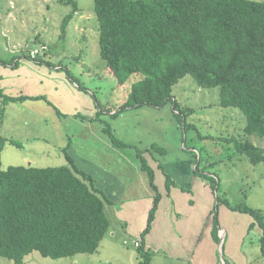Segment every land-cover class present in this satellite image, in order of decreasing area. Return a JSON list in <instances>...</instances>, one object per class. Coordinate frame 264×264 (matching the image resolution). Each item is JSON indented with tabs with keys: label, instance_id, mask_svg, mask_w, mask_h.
<instances>
[{
	"label": "trees",
	"instance_id": "trees-1",
	"mask_svg": "<svg viewBox=\"0 0 264 264\" xmlns=\"http://www.w3.org/2000/svg\"><path fill=\"white\" fill-rule=\"evenodd\" d=\"M59 2L72 8L63 18L64 31L79 8L76 0ZM94 11L100 55L108 73L118 85L125 84L132 75L138 77L119 108H108L106 114L116 119L128 109L171 104L174 116L187 131L193 126L186 121V114L192 109L182 108L172 92L180 79L189 76L201 88H219L220 106L237 108L243 113L245 135L264 137V0H94ZM38 43L23 54L29 58L30 50L40 46ZM40 43L47 45L43 54H48L49 44ZM35 60L51 66L41 55ZM6 63L0 60V64ZM66 73L77 84L70 71ZM41 98L10 96L0 86V126L9 102ZM95 104L99 110L90 120L105 123L102 130L114 146L134 147L114 135L110 125L100 118L104 110L99 103ZM227 140L252 163L264 161V149L250 139ZM7 142L16 147L22 145L18 140L0 136V151ZM69 147L70 142L63 147L68 166L11 165L4 169L0 161V256L13 264H24L25 256L32 251L54 259L94 253L109 229L104 203L110 200L96 186L94 177L76 165L68 153ZM134 148L140 168L146 171L155 191L136 247V264H150L145 236L150 232L161 195L154 182V170L144 157L150 147ZM158 167L169 191L177 183L160 161ZM203 171L198 163L192 170L216 191L211 210L215 241L220 240L217 207L224 204L232 211L253 217L255 221L249 230L259 226L260 250L264 255L261 210L221 198L217 179Z\"/></svg>",
	"mask_w": 264,
	"mask_h": 264
},
{
	"label": "rangeland",
	"instance_id": "rangeland-1",
	"mask_svg": "<svg viewBox=\"0 0 264 264\" xmlns=\"http://www.w3.org/2000/svg\"><path fill=\"white\" fill-rule=\"evenodd\" d=\"M76 2L79 10L63 31L61 25L63 18L72 9L70 4H63L59 0H0V60L13 62L15 57L27 53L36 43H49V53L41 54V59L53 66L60 65L61 71H70L81 86L79 90L84 93L82 95L87 99L84 107L80 109L81 112L91 114L90 108L85 106H89L88 101L99 103L104 110L100 118L110 125L116 137L134 147H150L144 157L154 170V182L162 196L159 202L162 205L161 212L165 210L170 199L180 208L187 204L184 202L186 194L181 190L172 186L169 195L166 193L165 176L158 167L159 161L174 181L185 186L188 183L195 188L194 196L188 197L195 200L197 207L205 205L208 199L211 200V207H214L216 192L212 193L209 188L203 191L200 178L196 174L188 177L189 164L186 159H196L191 161L190 167L198 163L201 171L203 169L206 174L214 176L218 182L217 193L221 198L227 199L231 204H245L260 209L264 221V161L252 163L247 156L236 152L233 142L227 140L231 137L239 140L248 138L264 149V137L245 135L246 120L243 113L237 108L220 106L219 88H201L189 76L180 79L173 86L172 92L182 108L192 109L186 114L187 123L193 124L187 131L183 130L174 116L171 104L128 109L121 112L116 119L106 114L108 108H119L126 99L131 84L138 77L132 75L123 85L116 83L100 55L94 0ZM36 38L40 41H35ZM33 73L31 72L32 76ZM48 99L61 113V126L55 125L51 116L46 119L48 125L44 124L43 127L40 125L45 121L34 118L30 125H26V133H23L24 129L21 127L19 134L15 135V140L22 144L21 147L8 142L2 145L1 167L68 166L63 151L67 144L64 143L67 141L63 134L65 131L70 142L68 153L78 167L94 177L96 186L102 188L110 200L104 203L109 229L94 253L54 259L32 251L25 256L24 264H136L138 254L134 246L136 238L133 229L140 225L147 213L144 214L148 208L145 202L148 201L144 200L153 198L155 191L149 183L146 171L140 168L135 148L114 146L111 138L99 129H103L105 123L94 119L83 123L80 117L72 118L73 116L63 111L62 107H65L59 105L60 98ZM94 107L95 112L99 110L96 104ZM48 129L51 132H47ZM3 133L1 125L0 136ZM152 144L156 147L153 148ZM99 168L105 174L99 173ZM173 171L178 172L180 178L175 177ZM217 211L222 227H226L225 233L220 231L224 236L220 235L219 240L222 243L221 252L219 251L222 264H240L238 262L244 260V264H264V255L260 250L259 226L245 232L246 222L253 223V217L230 211L224 204H219ZM227 212H232L233 219L229 214L227 216ZM230 224H234L236 228H232ZM242 231L243 237L237 241ZM231 236L237 263L227 252ZM239 249L241 252L237 256ZM0 264L13 262L0 256Z\"/></svg>",
	"mask_w": 264,
	"mask_h": 264
},
{
	"label": "crops",
	"instance_id": "crops-1",
	"mask_svg": "<svg viewBox=\"0 0 264 264\" xmlns=\"http://www.w3.org/2000/svg\"><path fill=\"white\" fill-rule=\"evenodd\" d=\"M25 54L22 53L15 57L13 62L0 64V86L4 93L10 96H43V98L9 102L5 108L4 121L2 124L3 136L12 139H15V137L17 138L15 135L19 134V129L21 127L25 130H23V133H26V125H30L32 120L36 117L39 118V121H45L40 125L41 127H43L44 124L48 125L46 119L50 116L54 120L55 125L59 124L61 126L62 118L57 114L55 107L51 105L48 98H60L61 104L59 105L64 106L65 108L62 107L63 111L68 113L69 116H73L72 118H78L80 117L78 115H81V122L88 123L92 121L90 119L94 118L96 115L94 101H88L90 102L89 106L85 105L88 109L90 108L89 111L91 114H84L81 112L80 109L84 107L87 99L82 95L84 93H81L82 91L79 90V85L67 76L66 70L61 71L60 65H51L52 67H49L46 64H41L36 60H31L25 56ZM31 72H34L33 74L35 77L32 76ZM9 127L14 128L9 129ZM99 129L104 133L102 127ZM50 130L48 129L47 132H51ZM63 134L65 138L67 137V141L64 143H68L69 138L67 133L64 131ZM186 161L189 164L187 167L188 177L195 176L191 171L195 168V165L192 168L190 167L192 159H186ZM79 168L83 169L82 167ZM182 172L184 173V171ZM99 173L105 174L104 171H100V168ZM173 174L175 177L177 176V178H180L178 172L173 171ZM198 177L200 178V183L202 184L200 186L203 191L209 188L208 190L212 193L216 192L206 180L200 176ZM186 186L180 183L173 185L174 188L186 194L184 202L187 205H183L180 208L170 199V202L163 212L160 211L162 205H158L150 232L145 236V247L151 253L150 264H222L219 258L222 243L219 241L216 242L212 235L213 221L211 210L213 207H211V200L208 199L205 205L197 207L195 200L189 198L194 196L193 191L195 188L193 186L191 187L188 183ZM166 193L169 195L170 190ZM146 200L148 202H145ZM166 201L168 200L166 199ZM144 202L146 206L148 205L144 214L145 212L147 213L144 219L140 221V225H137L136 228L133 229L135 240L140 238V234L146 226L147 216L152 207L153 198H147ZM231 213L232 212H227L226 214L227 216L229 214V217L233 219ZM218 221V236L220 238V231L222 230L225 233L226 227H222L219 217ZM251 223L252 221L246 222L245 232L249 231ZM230 225L232 228H236L233 226L234 224ZM244 231H242L240 237L237 238V241L238 239H242ZM221 236L223 237L224 235ZM227 252L231 259L236 261L232 236L228 244ZM240 252L241 250L239 249L237 256H239ZM241 254L243 255V253ZM238 263L244 264L245 260L244 262Z\"/></svg>",
	"mask_w": 264,
	"mask_h": 264
},
{
	"label": "built area",
	"instance_id": "built-area-1",
	"mask_svg": "<svg viewBox=\"0 0 264 264\" xmlns=\"http://www.w3.org/2000/svg\"><path fill=\"white\" fill-rule=\"evenodd\" d=\"M46 49H47V45H45V44H42L41 45L40 44V46L35 47V48H33V49L30 50V52H29V58L31 60H35L36 56L43 54ZM125 243H126V241H125ZM138 245H139V241L138 240H134V246L137 247Z\"/></svg>",
	"mask_w": 264,
	"mask_h": 264
}]
</instances>
